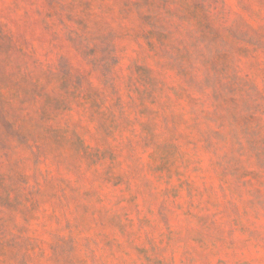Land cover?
I'll use <instances>...</instances> for the list:
<instances>
[{
  "label": "rangeland",
  "instance_id": "rangeland-1",
  "mask_svg": "<svg viewBox=\"0 0 264 264\" xmlns=\"http://www.w3.org/2000/svg\"><path fill=\"white\" fill-rule=\"evenodd\" d=\"M0 264H264V0H0Z\"/></svg>",
  "mask_w": 264,
  "mask_h": 264
},
{
  "label": "trees",
  "instance_id": "trees-1",
  "mask_svg": "<svg viewBox=\"0 0 264 264\" xmlns=\"http://www.w3.org/2000/svg\"><path fill=\"white\" fill-rule=\"evenodd\" d=\"M185 14L182 15V18L184 20V22H189V24L192 27L193 30H198L200 32L203 33V38H207L209 30H210V25H208V23H206V17L201 16V14H199L200 12V7L198 5L196 6H188L185 10H184ZM183 12V13H184ZM82 23V22H81ZM180 25V24H179ZM86 26V25H85ZM174 28H176V31L178 34H182L180 28L181 27H176L172 24H162V25H158V26H154L152 28V30H149L147 33H145L146 35H149L152 38H155L157 40V42H166L167 40L171 39V35L174 34L175 30ZM208 29V31H206ZM144 31V30H143ZM217 33L218 30H217ZM183 37V36H182ZM185 40V39H183ZM182 40V41H183ZM187 41V40H185Z\"/></svg>",
  "mask_w": 264,
  "mask_h": 264
}]
</instances>
